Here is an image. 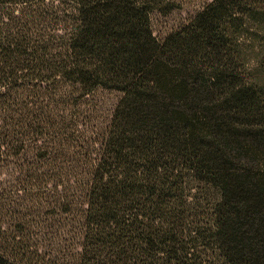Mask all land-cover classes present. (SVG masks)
Returning a JSON list of instances; mask_svg holds the SVG:
<instances>
[{"label": "trees", "instance_id": "16d2710c", "mask_svg": "<svg viewBox=\"0 0 264 264\" xmlns=\"http://www.w3.org/2000/svg\"><path fill=\"white\" fill-rule=\"evenodd\" d=\"M184 2L0 0V264H264V0Z\"/></svg>", "mask_w": 264, "mask_h": 264}, {"label": "rangeland", "instance_id": "374dc122", "mask_svg": "<svg viewBox=\"0 0 264 264\" xmlns=\"http://www.w3.org/2000/svg\"><path fill=\"white\" fill-rule=\"evenodd\" d=\"M212 0H185L181 9L170 15L155 14L152 19L154 35L158 40H165L170 34L189 24ZM121 96L116 93L100 92L96 97V103L101 109V117H106L115 108Z\"/></svg>", "mask_w": 264, "mask_h": 264}]
</instances>
